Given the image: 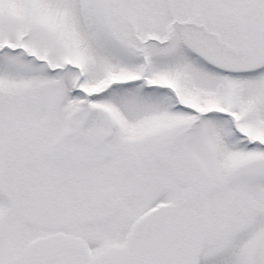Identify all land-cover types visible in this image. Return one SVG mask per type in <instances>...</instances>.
Masks as SVG:
<instances>
[{"label": "snow or ice", "instance_id": "6c2138e0", "mask_svg": "<svg viewBox=\"0 0 264 264\" xmlns=\"http://www.w3.org/2000/svg\"><path fill=\"white\" fill-rule=\"evenodd\" d=\"M0 264H264V0H0Z\"/></svg>", "mask_w": 264, "mask_h": 264}]
</instances>
